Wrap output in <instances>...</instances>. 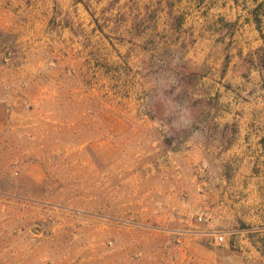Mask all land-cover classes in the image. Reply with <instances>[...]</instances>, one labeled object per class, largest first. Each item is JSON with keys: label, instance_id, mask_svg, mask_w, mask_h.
<instances>
[{"label": "rangeland", "instance_id": "1", "mask_svg": "<svg viewBox=\"0 0 264 264\" xmlns=\"http://www.w3.org/2000/svg\"><path fill=\"white\" fill-rule=\"evenodd\" d=\"M184 3L0 0V264H264V165L217 151L230 61Z\"/></svg>", "mask_w": 264, "mask_h": 264}, {"label": "crops", "instance_id": "2", "mask_svg": "<svg viewBox=\"0 0 264 264\" xmlns=\"http://www.w3.org/2000/svg\"><path fill=\"white\" fill-rule=\"evenodd\" d=\"M184 1L186 10L194 12L191 20L201 55L208 57L215 52L230 61L223 75L219 71L221 59L213 70L228 108L219 120L222 125L235 124L236 133L230 146H220L217 151L222 156L240 157L242 164L264 165V87L258 70H249L244 79L238 63L246 52L255 55L264 47V0ZM240 92L244 98L237 96Z\"/></svg>", "mask_w": 264, "mask_h": 264}, {"label": "trees", "instance_id": "3", "mask_svg": "<svg viewBox=\"0 0 264 264\" xmlns=\"http://www.w3.org/2000/svg\"><path fill=\"white\" fill-rule=\"evenodd\" d=\"M264 54V47L260 48L256 53ZM261 67L264 68V55L260 56Z\"/></svg>", "mask_w": 264, "mask_h": 264}]
</instances>
